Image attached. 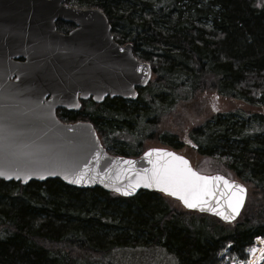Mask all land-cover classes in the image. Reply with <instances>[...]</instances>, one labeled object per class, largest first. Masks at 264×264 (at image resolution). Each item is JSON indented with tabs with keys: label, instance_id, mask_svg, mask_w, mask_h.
Here are the masks:
<instances>
[{
	"label": "trees",
	"instance_id": "trees-1",
	"mask_svg": "<svg viewBox=\"0 0 264 264\" xmlns=\"http://www.w3.org/2000/svg\"><path fill=\"white\" fill-rule=\"evenodd\" d=\"M77 1L104 12L114 39L132 42L134 54L151 63L156 78L146 89L156 96L152 108L169 111L207 91L264 105V0ZM62 25L58 31H65ZM165 92L168 101L160 102ZM91 105L93 115L82 109L62 115L86 117L107 132L120 124L116 112L135 113L143 104L112 99ZM103 107L112 108L111 119L96 111ZM197 129L189 133L197 151L253 185L234 222L176 211L153 191L123 198L59 179L24 186L0 180V264H114L112 252L151 249L173 264H229L221 254L226 247L229 258L244 261L254 238L264 237V113L243 112L239 120L231 112L214 113Z\"/></svg>",
	"mask_w": 264,
	"mask_h": 264
},
{
	"label": "water",
	"instance_id": "water-1",
	"mask_svg": "<svg viewBox=\"0 0 264 264\" xmlns=\"http://www.w3.org/2000/svg\"><path fill=\"white\" fill-rule=\"evenodd\" d=\"M64 1L0 0V170L5 173L0 180L24 186L30 181L59 179L71 187H98L123 198L140 191L159 192L178 200L186 210L215 216L224 223L236 220L248 192L241 181L218 172L202 174L185 158L200 175H219L243 186V202L230 220L216 214L231 211L222 198L224 193L231 194L223 181L213 182L219 191L207 198L216 211L188 208L178 197L143 183L133 191L130 186L152 167L149 159L161 158L158 153L146 157L145 152L162 149L183 155L157 147L134 158L111 155L101 145L91 122L63 123L57 118V108L78 111L80 100L88 98L95 103L106 97L134 99L135 88L145 86L151 74L149 63L133 55L130 43L120 45L114 40L104 12ZM58 21L74 27L60 32ZM129 160L134 163H125ZM79 172L84 173L87 183L72 182Z\"/></svg>",
	"mask_w": 264,
	"mask_h": 264
},
{
	"label": "rangeland",
	"instance_id": "rangeland-1",
	"mask_svg": "<svg viewBox=\"0 0 264 264\" xmlns=\"http://www.w3.org/2000/svg\"><path fill=\"white\" fill-rule=\"evenodd\" d=\"M65 2L70 6L88 8L85 7L84 4L79 3L77 0H69ZM66 29L67 27L64 30ZM153 79H155V77L152 78V80ZM197 94L198 95L192 98L190 102H183V100H179L169 111H165L163 105H161L160 108L154 107L150 111H144V108H142L141 111L137 112V116L146 120L147 124L136 122V125L132 126V132L135 134V138L137 139L135 141H130L129 139H125H132V137L126 133H123L124 136L119 135L118 133H113V135L111 134L109 137V145H107L108 148L116 155L120 154L126 156H135L151 147H167L170 148V150L174 149L175 152L180 154L182 153L186 158H188L192 166H194V168L199 172L204 174H213L218 172L231 179L241 181L246 186L248 193L252 195L253 185L247 181L239 180L234 173L221 163V160H218L215 157L205 155L202 156L197 151L195 146H191L188 141H190L191 144H193V142L191 134L189 133L198 130L197 128L203 124V121L208 116L216 113L213 112L214 108L215 110L223 113L231 112L237 115V120H239L242 118L243 112L248 113L251 111L264 113V105L258 109L256 107L247 106L244 102L239 100L233 101L228 98L219 97L211 91ZM198 99H201V101ZM111 109L103 107L96 111L103 114L104 118L111 119L110 115L114 112ZM82 110L88 113L87 115H93L92 105L88 102L83 105ZM96 111L94 112L95 114ZM148 112H150V114ZM84 120L88 119L85 117ZM169 138H171L173 143L182 142L180 145L181 147L179 149H175L168 146L166 141ZM133 143H135V145ZM162 196L172 209L180 212L185 211L184 207L180 205L177 200L165 195ZM256 238H262L264 240V237L261 236ZM256 238H254L253 244L249 249L248 256L244 261H240L235 256L229 258L227 256V247L221 253L224 255L223 260L229 261V264H246V261L253 250ZM108 256L114 264H173V259L171 257H166L164 252L158 251L157 249H151L149 252L139 250H119L108 254Z\"/></svg>",
	"mask_w": 264,
	"mask_h": 264
},
{
	"label": "snow or ice",
	"instance_id": "snow-or-ice-1",
	"mask_svg": "<svg viewBox=\"0 0 264 264\" xmlns=\"http://www.w3.org/2000/svg\"><path fill=\"white\" fill-rule=\"evenodd\" d=\"M215 110V108L213 109ZM190 143V141H188ZM152 153L160 154L161 158L157 160L149 159V163L152 165L150 169L144 170V175L139 177L135 184L130 187L134 191L141 183L147 188H157L160 191L178 197L188 208L200 207L202 210L207 208L208 211H216L207 203V198L212 196L215 191H219L218 187L213 186V182L223 181L225 187L229 190V193H224L223 197L227 200L228 208L231 211L225 214L223 211L216 212L217 215L222 216L225 220L232 219L243 202L245 189L239 184L225 180L222 176H203L195 172L190 166L185 157L176 155L173 152H166L162 149H150L145 152L146 157H150ZM125 163L132 165L134 162L129 160ZM87 168V165L84 166ZM107 171V170H106ZM3 170H0V176H4ZM67 178V177H66ZM73 183H87L84 178V173L79 172L75 174ZM108 185H106L107 187ZM120 192L121 189L117 187L115 189ZM125 195L129 193L124 192ZM213 198L219 200L221 197ZM220 205L218 204L217 207ZM254 251V249H253Z\"/></svg>",
	"mask_w": 264,
	"mask_h": 264
},
{
	"label": "flooded vegetation",
	"instance_id": "flooded-vegetation-1",
	"mask_svg": "<svg viewBox=\"0 0 264 264\" xmlns=\"http://www.w3.org/2000/svg\"><path fill=\"white\" fill-rule=\"evenodd\" d=\"M58 23H62L63 25H65L66 27H67V29L64 31V32H67L68 30H70V29H72L73 27H74V25L73 24H71V23H68V22H58ZM57 23V24H58ZM117 43H119V42H117ZM126 43H130L131 44V48H132V52H133V55L139 60V61H141V62H146V63H149L148 61H146V60H144V59H142V58H140V57H138V56H136L135 54H134V51H133V43L132 42H130V41H127V42H123V43H119L120 45H124V44H126ZM149 65H150V68H151V74H150V81H148V83L145 85V86H143V87H136L135 89H136V97L134 98V99H124V98H121V97H106V98H104V100L101 102V103H94L92 100H91V98H88L87 100H81V109L83 108V105L85 104V103H94L95 105H99V104H103V103H105L106 101H109V100H112V99H119V100H122L123 102H133V101H136L137 99H141L142 100V106H140V108L135 112V113H130L131 111H127V112H129V113H126V112H123V111H118V112H116V113H118V118H117V120H118V122L120 123V124H118V127H115V128H111L109 131H107V132H103V131H101V130H99L97 127H95L96 125L94 124V123H92L90 120H84V119H82V118H77V119H75V120H69V119H66L65 117H63V115H62V112L63 111H68V110H66V109H64V108H57L56 109V116H57V118L61 121V122H63V123H74V122H78V121H84V122H91L92 123V125L94 126V128H95V131H96V134H97V136H98V138H99V140H100V143H101V145L107 150V152L108 153H110V154H112V155H116V154H114V153H112L111 151H110V149L108 148V146L107 145H109V137H110V135L112 134L113 135V133H118L119 135H122V136H124L123 135V133H126V134H128L130 137H132V139H130V138H125L126 140L127 139H129L130 141H135L137 138H135V134L132 132V126H135L136 125V122H138V123H142V124H147L146 123V120H144L142 117H138L137 116V112H139V111H141V109L142 108H144V111H150V110H152V107H151V103H152V99H156V96L152 93V91L151 90H149L148 89V91H147V89H146V87L151 83V82H154V80L155 79H153L152 80V78H156V75H155V72H154V69H153V66L151 65V63H149ZM162 97L160 98V99H162L160 102H162V101H168V92L166 93H162ZM155 107V106H154ZM213 112H216V113H219L220 111H218V110H214ZM149 114H150V112H148ZM114 114V113H113ZM109 115V114H108ZM235 115V114H234ZM127 116V117H126ZM236 117H237V115H235ZM127 118H128V120H127ZM192 133H193V131H192ZM171 136V135H170ZM139 138V137H138ZM189 143V142H188ZM134 145H135V143H133ZM166 144L168 145V146H170V147H172L171 146V144H172V140H171V138H169L167 141H166ZM180 145L182 144V142H180L179 143ZM191 146L193 145L194 146V144H191V143H189ZM196 147V146H195ZM152 148V147H151ZM164 148V147H163ZM165 148H167V147H165ZM167 149H170V148H167ZM141 154V153H140ZM119 156H124V157H136V156H138L139 154H137V155H135V156H126V155H120V154H118Z\"/></svg>",
	"mask_w": 264,
	"mask_h": 264
},
{
	"label": "bare ground",
	"instance_id": "bare-ground-1",
	"mask_svg": "<svg viewBox=\"0 0 264 264\" xmlns=\"http://www.w3.org/2000/svg\"><path fill=\"white\" fill-rule=\"evenodd\" d=\"M254 251L249 255V258L246 261V264H264V240L258 238L254 242ZM259 252H262L259 254Z\"/></svg>",
	"mask_w": 264,
	"mask_h": 264
}]
</instances>
